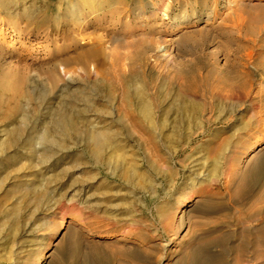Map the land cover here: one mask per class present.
Instances as JSON below:
<instances>
[{
  "label": "rangeland",
  "instance_id": "1",
  "mask_svg": "<svg viewBox=\"0 0 264 264\" xmlns=\"http://www.w3.org/2000/svg\"><path fill=\"white\" fill-rule=\"evenodd\" d=\"M151 1L80 29L76 0L0 6V264H264V149L235 173L264 138V0H157L134 22Z\"/></svg>",
  "mask_w": 264,
  "mask_h": 264
},
{
  "label": "bare ground",
  "instance_id": "2",
  "mask_svg": "<svg viewBox=\"0 0 264 264\" xmlns=\"http://www.w3.org/2000/svg\"><path fill=\"white\" fill-rule=\"evenodd\" d=\"M7 0H0V6L8 5L4 13H8L10 18L12 20H16L19 17L20 13V7H16V2L17 0H8L9 4H5ZM118 0H76V3L73 5V7L65 12L67 14V17L73 24V26H76L77 28H81L82 26L89 25L92 21V19L96 20L98 19L100 22L104 21V15L110 11V9L113 8V6L116 4ZM234 2V1H232ZM158 1L153 0L151 3L148 5L150 6L149 9H147V12L142 11L143 8H138L136 5L131 8V13L133 15L134 22L140 19V17L145 16L147 17H152L155 15V13H159L160 8L158 7ZM12 7H15L11 9ZM10 9V10H9ZM9 10V11H8ZM21 11H24L22 9ZM137 11V12H136ZM3 12H0L2 14ZM164 15V14H161ZM26 19H29V16L25 14L24 16ZM259 21L260 18L258 17ZM102 20V21H101ZM210 21H205L204 22V27L209 25ZM44 25V24H43ZM151 29H154V23L150 24L147 23ZM128 28L131 27V25H127ZM151 34V32H149ZM101 37V36H100ZM98 37L97 39V45H93L82 52L78 53L74 58L76 64L79 67L78 69H85L88 67V61L90 59H93L95 56L101 53L102 50V45H101V39ZM174 39L170 41V44H165V45H159L157 49V54L159 56H162L164 59H166L167 62H171L172 59V53L174 52V44L171 43L173 42ZM246 57L248 59L251 58V52L247 53ZM55 72L62 73L64 76L66 75V71L63 65H57L51 68L50 72L48 73L50 76V81L52 83L57 82V74ZM12 80H10L9 77H4V79L1 82V86H12ZM146 112V111H145ZM148 113V112H147ZM145 113V116H148V114ZM110 142V133L108 131L102 132L100 135H96L93 138V147L98 150L105 144ZM264 138H261L258 142L252 144L249 149L245 152L244 157L242 159V162L239 164L238 169L235 171L236 174L238 173H243L245 167L250 164L254 163L255 160L259 157L260 153L263 151L264 147ZM213 179H218L222 173L214 169L213 171ZM193 190H194V185H191L189 188L188 194L186 198L181 200L179 204L181 205L178 207L177 211L181 210L185 205L190 203L192 201L193 197ZM174 211V205L172 202H169L164 208H162V214L163 217L166 218L168 217L172 212ZM64 221H62L60 228H62ZM43 259V255L38 261V264L41 263V260Z\"/></svg>",
  "mask_w": 264,
  "mask_h": 264
}]
</instances>
